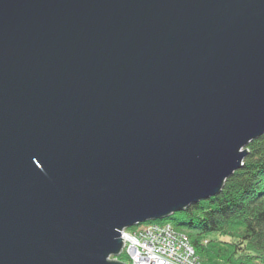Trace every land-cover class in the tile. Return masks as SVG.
I'll use <instances>...</instances> for the list:
<instances>
[{
    "label": "water",
    "instance_id": "obj_1",
    "mask_svg": "<svg viewBox=\"0 0 264 264\" xmlns=\"http://www.w3.org/2000/svg\"><path fill=\"white\" fill-rule=\"evenodd\" d=\"M263 135L264 0H0V264H128Z\"/></svg>",
    "mask_w": 264,
    "mask_h": 264
},
{
    "label": "trees",
    "instance_id": "obj_2",
    "mask_svg": "<svg viewBox=\"0 0 264 264\" xmlns=\"http://www.w3.org/2000/svg\"><path fill=\"white\" fill-rule=\"evenodd\" d=\"M247 149L218 196L165 218L188 236L202 264H264V135Z\"/></svg>",
    "mask_w": 264,
    "mask_h": 264
},
{
    "label": "built area",
    "instance_id": "obj_3",
    "mask_svg": "<svg viewBox=\"0 0 264 264\" xmlns=\"http://www.w3.org/2000/svg\"><path fill=\"white\" fill-rule=\"evenodd\" d=\"M122 238L131 264H202L188 236L171 223H140Z\"/></svg>",
    "mask_w": 264,
    "mask_h": 264
},
{
    "label": "bare ground",
    "instance_id": "obj_4",
    "mask_svg": "<svg viewBox=\"0 0 264 264\" xmlns=\"http://www.w3.org/2000/svg\"><path fill=\"white\" fill-rule=\"evenodd\" d=\"M153 222H158V223H171V222L166 221L165 219L152 220V221H150V223H153Z\"/></svg>",
    "mask_w": 264,
    "mask_h": 264
},
{
    "label": "rangeland",
    "instance_id": "obj_5",
    "mask_svg": "<svg viewBox=\"0 0 264 264\" xmlns=\"http://www.w3.org/2000/svg\"><path fill=\"white\" fill-rule=\"evenodd\" d=\"M190 241V239H189ZM191 243V242H190ZM112 259H114V257H112ZM125 262L129 263V259L128 257L125 255L123 258H122Z\"/></svg>",
    "mask_w": 264,
    "mask_h": 264
},
{
    "label": "clouds",
    "instance_id": "obj_6",
    "mask_svg": "<svg viewBox=\"0 0 264 264\" xmlns=\"http://www.w3.org/2000/svg\"><path fill=\"white\" fill-rule=\"evenodd\" d=\"M149 222H150V221H149ZM145 223H146V222H145ZM131 229H132V228H131ZM123 249H124V248H123ZM122 253H125V252H124V250H123V252H122ZM125 255H126V254H125ZM126 263H127V262H126ZM128 264H131V263L129 262Z\"/></svg>",
    "mask_w": 264,
    "mask_h": 264
}]
</instances>
